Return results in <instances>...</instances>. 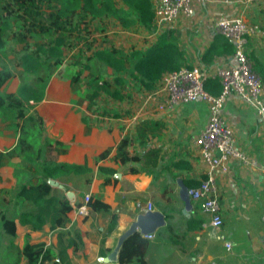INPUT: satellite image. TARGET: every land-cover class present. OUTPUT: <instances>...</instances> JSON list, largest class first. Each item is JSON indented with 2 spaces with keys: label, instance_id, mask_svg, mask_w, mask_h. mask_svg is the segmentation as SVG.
<instances>
[{
  "label": "crops",
  "instance_id": "crops-1",
  "mask_svg": "<svg viewBox=\"0 0 264 264\" xmlns=\"http://www.w3.org/2000/svg\"><path fill=\"white\" fill-rule=\"evenodd\" d=\"M192 7L191 17L180 16L173 26L159 31H166L176 40L183 52L181 66L200 61L202 68L209 71L229 63L232 54L218 53L211 64H204L201 55L214 41L221 50L216 21L241 14L246 23L257 28L255 34L247 37L245 50L261 78L264 100V0L249 3L243 0H204L194 1ZM156 33L142 29L117 40L122 42L121 45L116 41L114 45L124 50L131 47L144 50L155 41ZM129 42L134 44L129 45ZM97 64L92 59L93 72H100ZM76 69L70 63L60 65L45 86L42 100L34 106L36 117L42 121L44 136L51 142L59 141L64 148L62 153L52 149L45 154L41 163L38 162V168L44 162L52 165L66 163L85 165L90 171L46 177L47 182L51 179L56 183L48 182L53 195L58 199L64 195L68 199L71 206L66 213L68 221L64 226L51 228L45 223L40 229H32L29 223H19L18 215L25 208L33 207L30 202L20 204L12 195L16 187L13 169L19 162L18 157L14 156L0 166V212L13 217L16 232L12 239L2 232L0 226V264L12 263L13 245L21 248L26 236L32 243L43 241L56 246L60 233L75 229L82 232L81 242L77 248L67 249L69 264H118L117 254L124 238L133 230L145 236L134 225L148 212H160L163 219L147 229L153 236H145L149 240L146 264H264V118L256 113L255 108L234 93L227 96L221 108L222 116L232 128L236 147L252 163L246 165L229 160L226 171L214 172L223 218L221 227L215 229L207 223L208 217L197 201L190 199V207L185 210L178 184L180 180L187 186L186 182L198 181L205 176V165L194 139L207 122L206 104L198 99L160 111L150 101L111 100L108 106L112 112L121 115L112 117L108 127L96 124L94 120L87 127L82 121L86 101L79 102L81 90L70 87ZM88 73V70H82L81 78ZM11 85L16 87L13 83ZM143 118L159 119L163 127L159 135L151 137L145 146L139 147L133 141L130 150L144 154L148 149H156L155 163L149 162L146 167L141 162L120 164L113 158L114 148L126 132L133 133V125ZM16 141L15 128L0 120V152L14 146ZM105 149H111L110 153L98 158ZM132 166L139 171L130 172ZM85 194L89 200L98 198L105 203L108 212L89 208L86 215L76 214L74 209L83 204ZM112 215L116 221L108 231ZM225 242L230 244L229 249Z\"/></svg>",
  "mask_w": 264,
  "mask_h": 264
},
{
  "label": "trees",
  "instance_id": "trees-1",
  "mask_svg": "<svg viewBox=\"0 0 264 264\" xmlns=\"http://www.w3.org/2000/svg\"><path fill=\"white\" fill-rule=\"evenodd\" d=\"M121 1L122 5H118L115 0H0V51L4 44L1 38L7 27L14 26L12 38L19 45L23 70L35 72L40 67L41 55L44 61L50 60L48 76L60 65L68 62L77 68L71 76L70 87L81 90L79 102L86 101V109L92 114L118 117L121 113L112 112L108 105L111 100H130L131 94L126 88L123 74H127L143 91H150L165 72L178 69L184 60L176 40L166 31L157 32L155 41L144 50H124L107 40L106 45L96 47L93 31H102L105 28V19L114 20L123 29L137 26L148 32L154 30L150 0ZM7 21L11 22L8 24ZM94 23H101V26L97 27ZM217 35L222 42L221 50L217 47V41H214L201 55L204 64H211L218 53L233 52V44L220 33ZM68 51L71 52L69 55ZM92 59L98 62L100 72H93ZM129 65L131 70L127 72ZM107 67L114 72L111 78L106 74ZM82 70L89 71L84 78H81ZM4 80L0 75V87ZM203 86L213 95L221 90L217 77L205 78ZM43 96L44 89L38 90L31 85L21 86L15 94L2 95L0 92V109L3 104L15 109V119L2 122L14 127L17 134L16 144L0 152V166L14 156L24 162L14 166L16 187L12 195L20 204L30 202L33 207L25 208L18 215V222L29 223L32 229H40L45 223H49L51 228L64 226L68 221L66 213L71 209L69 201L64 195L60 199L53 195L52 186L46 181V177L90 171L85 165H52L46 162L39 169L38 162L41 163L45 154H49L52 149L57 153L64 151L59 141L51 142L46 137L44 148L38 147L33 156L22 155L21 149L29 146L24 123L36 122L38 118L34 113V106ZM38 121L43 133L42 121ZM82 121L87 127L90 126L91 120L86 115L82 116ZM162 127L163 123L159 119H139L133 125V133L126 132L117 142L114 160L120 164L141 162L144 167L149 162L155 163L158 154L156 149H148L144 154H139L134 149L130 150V146L133 141L139 147L145 146L151 137L159 135ZM110 151L111 149H105L98 158L106 157ZM129 170L139 171L133 166ZM201 180H191L186 184L188 187L195 186ZM87 203L92 211L108 212V206L98 198H91ZM115 221V216L112 215L108 231L114 227ZM0 226L2 232L12 239L16 237L13 217L0 212ZM81 235L82 232L77 229L70 233H60L56 246L43 241L32 243L26 236L21 248L13 245L11 264H21V260L24 261L23 264H69L67 249L77 248ZM148 244L149 240L144 235L133 231L121 243L117 254L118 264H146Z\"/></svg>",
  "mask_w": 264,
  "mask_h": 264
},
{
  "label": "built area",
  "instance_id": "built-area-1",
  "mask_svg": "<svg viewBox=\"0 0 264 264\" xmlns=\"http://www.w3.org/2000/svg\"><path fill=\"white\" fill-rule=\"evenodd\" d=\"M194 1L204 0H150L153 11V32L170 28L180 16L191 17L194 12L192 7ZM243 1L249 3L253 0ZM215 28L233 44L230 62L209 71L202 68L199 61L191 66H181L176 70L165 72L155 88L146 91L145 101L152 102L155 109L160 111L169 109L177 103L198 99L206 104L207 122L194 139V144L205 165V176L198 185L188 188V195L190 199L199 203L201 211L208 217L207 223L212 228L219 229L223 218L214 172L226 171L229 160H237L246 165L252 163L251 159L236 147L232 128L222 116L221 108L227 96L234 93L244 103L253 106L256 113L264 118V100L261 97V79L253 70L245 50L247 37L257 32L256 26L246 23L239 14L218 19ZM208 76L219 79L221 90L216 95L208 92L203 86V81ZM83 115L104 127H108L112 119L101 114H92L86 108L82 110ZM88 200L89 196L85 194L83 204L74 209L76 214H88L90 208ZM145 236L151 238L153 235L145 233ZM225 246L227 249L230 248L228 242H225ZM55 260L58 261L57 258Z\"/></svg>",
  "mask_w": 264,
  "mask_h": 264
},
{
  "label": "rangeland",
  "instance_id": "rangeland-1",
  "mask_svg": "<svg viewBox=\"0 0 264 264\" xmlns=\"http://www.w3.org/2000/svg\"><path fill=\"white\" fill-rule=\"evenodd\" d=\"M115 1L118 3V5L122 2L121 0H115ZM7 22L9 24V22L11 21H7ZM104 22L105 25H103V27L105 26L106 29L104 28L102 31L99 30L93 31V35L96 38V45H95L96 47L103 46L102 43L105 42L106 40L113 45L115 43H120L121 45L122 42H117V40L121 41L122 37L127 38L130 37L133 33L142 31V29L137 26H133L130 29H122L117 25V23L114 20L105 19ZM93 25L99 27L101 26V23H94ZM13 29L14 26L7 27L6 32L1 38L4 44L2 50L0 51V75H2L5 79L0 87L1 94L2 95L6 93L15 94L18 91V89L24 85H31L38 90L44 89V87L47 86L51 77V75L48 76L50 60L44 61V57L41 55L39 59L40 67L35 72L23 70L20 61L21 53L18 52L19 45L12 38ZM107 31L109 32L108 33L109 37L107 36ZM129 43H130L129 45L134 44V42H129ZM119 47L122 48L121 46ZM69 53L71 52L68 51V55ZM106 69H107L106 74L110 78L113 77L114 72L108 67ZM130 70H131V65H129L127 72H130ZM123 77L126 88L131 94L130 99L135 101L136 103H141L145 101L147 97L143 93V90L139 88L138 84H136L127 74H123ZM12 83L15 84L16 87L12 86L11 85ZM13 119H15V109L10 108L5 104H3L0 109V120L11 121ZM39 127L40 126L38 119H36L35 123H29V124L24 123V130H26L25 131L26 141L29 146H27L25 149H21L22 155L28 154L29 156H33L38 147L44 148L46 146L47 142L44 133H42ZM18 161H19L18 163L21 164L24 163L20 158H18Z\"/></svg>",
  "mask_w": 264,
  "mask_h": 264
},
{
  "label": "water",
  "instance_id": "water-1",
  "mask_svg": "<svg viewBox=\"0 0 264 264\" xmlns=\"http://www.w3.org/2000/svg\"><path fill=\"white\" fill-rule=\"evenodd\" d=\"M48 182L50 184L56 185V183L53 182L51 179H48ZM178 184H179V197L185 203V210H188L190 207V197L188 195V187L185 186L184 184H182V182L180 180L178 181ZM69 194L70 193L67 192V195H69ZM162 219H163V216L160 212H154V213L148 212L145 215L139 217L138 220L135 222L134 226L139 227L141 232H143V233H149V232H147V229L153 228L158 223H160L162 221ZM132 232H130L129 234H131Z\"/></svg>",
  "mask_w": 264,
  "mask_h": 264
}]
</instances>
